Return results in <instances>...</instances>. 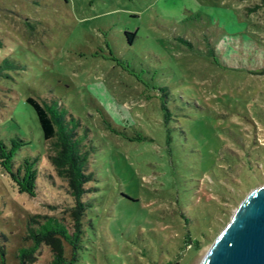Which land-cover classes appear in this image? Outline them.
<instances>
[{"label":"rangeland","instance_id":"rangeland-1","mask_svg":"<svg viewBox=\"0 0 264 264\" xmlns=\"http://www.w3.org/2000/svg\"><path fill=\"white\" fill-rule=\"evenodd\" d=\"M256 2L0 0V143L13 148L15 167L32 160L36 173L30 194L0 164V264H18L31 246L30 217L62 216L69 198L28 96L79 117L95 146L75 264H199L264 184V10H248ZM36 257L48 264L52 254L41 245Z\"/></svg>","mask_w":264,"mask_h":264},{"label":"trees","instance_id":"trees-1","mask_svg":"<svg viewBox=\"0 0 264 264\" xmlns=\"http://www.w3.org/2000/svg\"><path fill=\"white\" fill-rule=\"evenodd\" d=\"M258 8L264 10V0H257L255 4L248 7V10L255 11ZM125 34L127 40L131 42L134 34L128 31H125ZM159 91L160 106L165 110L164 117L167 119L170 115L165 101L167 90L165 87H159ZM26 102L35 112L41 136L52 151L49 155L50 163L56 174L65 181V191L69 198L67 201L63 200L66 207L62 211L64 214L62 216L54 214L30 217L38 225L37 227L28 225L24 239H30L32 244L19 250L18 264H32L37 258L36 251L41 245H46L52 254L48 264H75L78 261L85 210L91 206L88 194L96 189L94 185L89 184L93 180L90 161L95 150V146L88 138L90 129L83 127L79 117L69 113L51 97L38 101L28 96ZM105 128L114 134L120 133L108 121ZM136 138H140V135H136ZM13 155V148H7L4 143H0L1 166L21 190L32 194L36 186V173L32 160L24 159L19 166L15 167ZM35 217H39L42 221L35 220ZM65 243H68L71 248L68 257L64 255Z\"/></svg>","mask_w":264,"mask_h":264},{"label":"water","instance_id":"water-1","mask_svg":"<svg viewBox=\"0 0 264 264\" xmlns=\"http://www.w3.org/2000/svg\"><path fill=\"white\" fill-rule=\"evenodd\" d=\"M199 264H264V184L247 192Z\"/></svg>","mask_w":264,"mask_h":264}]
</instances>
